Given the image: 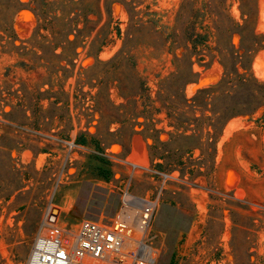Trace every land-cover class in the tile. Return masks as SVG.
<instances>
[{
	"label": "rangeland",
	"instance_id": "1",
	"mask_svg": "<svg viewBox=\"0 0 264 264\" xmlns=\"http://www.w3.org/2000/svg\"><path fill=\"white\" fill-rule=\"evenodd\" d=\"M28 1L16 4L21 9L13 18L15 39H6L0 30V264L26 263L49 204L59 210L55 226L70 242L81 218L115 214L119 197L106 187L109 171L101 156L111 145H120L137 161H156L165 169L187 172L196 184L190 191L168 193L155 214L157 264H264V106L253 114L229 117L230 107L247 97H219L196 109L173 108L182 121L178 122L158 98L170 107L168 99L176 96L168 90L157 93L159 82L177 69L169 43L155 50L143 43L148 38L140 32L127 44L130 62L128 54L110 61L130 22L122 3L113 2L109 14L105 0H99L100 22L89 36H78V42L84 40L76 48L74 66L61 60L65 68H59L63 48L53 46L66 36L53 20L40 28L51 40L50 47H34L30 38L38 21L35 4ZM134 1L140 3L143 20H153L164 35L178 32L185 16L178 15L182 4L185 12L194 3L202 16L197 22L203 26L199 32L208 33L204 58L209 60L208 53L215 57L210 65L194 63L196 82L188 83L177 99L191 98L198 88L222 77L212 20L216 16L209 10L219 13L224 23L230 17L241 27V34L219 36L227 55L241 44L250 49L238 71L264 80V0ZM11 2L0 0V9ZM96 3L82 0L79 5L96 9ZM88 18L95 21L98 16L89 13ZM109 19L110 27L99 35L107 34L109 43L98 54L101 62L95 63L91 44ZM78 26H83V17ZM68 39L76 38L71 33ZM183 51L180 47L175 53L181 56ZM131 70L148 87L136 101L124 97L133 79ZM202 74H208V80L202 82ZM145 189L144 183L134 186L139 193Z\"/></svg>",
	"mask_w": 264,
	"mask_h": 264
},
{
	"label": "trees",
	"instance_id": "2",
	"mask_svg": "<svg viewBox=\"0 0 264 264\" xmlns=\"http://www.w3.org/2000/svg\"><path fill=\"white\" fill-rule=\"evenodd\" d=\"M11 1V4L5 9H0V30L5 33L6 39H11L13 41L15 39V37L11 38L13 34V18L21 9L16 6V4H21V2L20 0ZM115 1L120 2L125 6L130 16V22L125 32L121 48L110 61L113 62L117 57L128 54L125 58L130 62L133 56L130 55L129 52L131 49H128L127 44L128 42L133 41L134 38H137L140 32L145 33L148 38V41H143V43L147 46H152L155 50L163 49L167 43H169L173 48L174 63L176 64L177 69L159 82L157 93L158 96H160L162 90H168L176 96V99H168L170 107L167 106L165 99L158 98L166 108L170 109L169 115L174 117L178 122L182 121L179 119L180 117L173 115V112H175L173 108H178V105H181L196 109L197 107H202L204 105L207 106L219 97L229 98L239 94H243L247 97L243 103L230 107L229 117L240 114H253L260 107L264 106V80L248 76L247 72L240 73L237 67L238 64L244 67L241 59L246 52L250 51V49L241 44L239 49L243 48L245 50L243 54L239 53V49L233 47L229 55H227L225 54L224 47L221 45L219 37L221 33H227L229 36H232L235 32L241 34V27L236 25L230 17H227L228 23L226 24L219 13L213 14V12L209 10V15L211 17L212 15L216 16V18L212 17V20L216 29L215 50H217L219 54V62L223 66L221 79L216 84L209 87L198 88L191 98H187L183 95L177 99V94L183 91L188 83L196 82L194 76L197 73L194 71V63L198 62L199 64L210 65L215 57V54L208 53L209 60L205 61L204 49L207 48L206 42L208 40V33L199 32V29L203 28V26L201 27V22H197V20L202 16H200V13L198 14V10L194 7V3L191 4L189 10H185V12H183L184 5L182 4L178 15L181 17L184 13L185 16L178 32L177 29H174L170 34L164 35V31L156 29L157 25L153 20H143V16H141L142 10L137 9L140 4L138 1L105 0L107 13L110 14L111 4ZM28 3L35 4L33 11L38 21V25L30 38V43L34 47L37 46L42 49L50 47L51 40L47 39V37L40 33V28L52 23L53 20H56L60 25V33L62 36H66V41L54 42V50L59 45L63 48L62 52L59 54L60 60L57 66L59 68H65L64 65H61V60H65L67 64L74 66V57L79 54L76 48L78 44H81L84 40L82 39L81 42H78V36H89L101 20L99 0H97V3L95 4V6H97L96 9H91L90 6L86 5L80 7L79 4L82 3V0H29ZM58 11L61 12L59 17L53 15ZM89 13L96 14L98 19L95 21L89 19ZM145 15H149V13H145ZM81 17H83V26L79 27L78 23L80 22ZM110 22L111 19L105 22L97 32L95 39L92 41L89 54L94 56L95 63L101 62L98 58V54L102 48L109 43L107 34L103 37H99V35L108 30ZM88 24L93 25V27H88ZM116 32L119 36L121 35L119 28H116ZM71 33L75 35L76 39H68V35ZM7 43H10V40H7ZM64 44H66V46ZM14 47L17 48V50L22 48L17 47V45H14ZM180 47H182L184 51L181 56H177L175 52ZM18 52L19 55L25 54L23 51ZM39 58L41 59L43 57L40 56ZM134 66V63H129V67L132 68ZM131 73H133V79L128 87L129 89H127L128 93L124 95V97L136 101V96H143L142 92L148 91L147 81L141 80L140 77L135 75L133 70H131ZM215 91H217L218 94L215 95L213 93L212 95V92ZM157 164L160 166L159 163ZM108 171L110 176L109 168Z\"/></svg>",
	"mask_w": 264,
	"mask_h": 264
},
{
	"label": "built area",
	"instance_id": "3",
	"mask_svg": "<svg viewBox=\"0 0 264 264\" xmlns=\"http://www.w3.org/2000/svg\"><path fill=\"white\" fill-rule=\"evenodd\" d=\"M101 156L110 170L106 187L119 197L115 214L81 218L70 242L55 226L59 210L47 205L25 264H157L155 214L168 193L190 191L196 184L187 172L165 169L156 161H137L120 145L106 147ZM139 183L146 185L145 192L134 190Z\"/></svg>",
	"mask_w": 264,
	"mask_h": 264
},
{
	"label": "bare ground",
	"instance_id": "4",
	"mask_svg": "<svg viewBox=\"0 0 264 264\" xmlns=\"http://www.w3.org/2000/svg\"><path fill=\"white\" fill-rule=\"evenodd\" d=\"M207 78H208V74H202V76H201V81L204 82V81L208 80ZM136 143H138V142H136ZM136 143H135V147H136ZM140 143H141V142H140ZM140 143H139V144H140ZM139 144H138V146H139ZM140 145H141V144H140ZM138 146H137V147H138ZM140 148H141V146H140ZM142 148H143V146H142ZM140 151H141V150H140ZM138 153H139V152H138ZM138 155L141 157L140 154H138ZM142 155H143V154H142ZM134 158H135V157H134ZM141 160H142V159H141ZM144 161H145V160H144Z\"/></svg>",
	"mask_w": 264,
	"mask_h": 264
}]
</instances>
